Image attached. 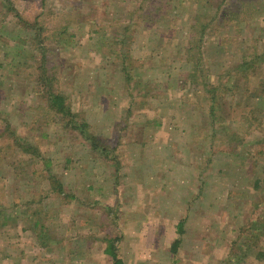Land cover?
<instances>
[{"label": "rangeland", "instance_id": "rangeland-1", "mask_svg": "<svg viewBox=\"0 0 264 264\" xmlns=\"http://www.w3.org/2000/svg\"><path fill=\"white\" fill-rule=\"evenodd\" d=\"M9 1L0 264H264V0Z\"/></svg>", "mask_w": 264, "mask_h": 264}, {"label": "trees", "instance_id": "trees-1", "mask_svg": "<svg viewBox=\"0 0 264 264\" xmlns=\"http://www.w3.org/2000/svg\"><path fill=\"white\" fill-rule=\"evenodd\" d=\"M3 6H6V8H9L10 10H13L11 6V2L9 0H1ZM17 16V15H16ZM43 75V73H42ZM48 102L52 109L55 110L56 113L60 114L62 117L67 119L68 124L72 122H76L74 119H72V116H74V113L71 112L69 106L65 103V98L63 95L58 93H50L48 96ZM85 124H80L79 126L73 124L72 127L77 128L80 132L83 131V127ZM93 147L96 149H99L100 151H104V146L102 144L98 145L97 143H94ZM30 151V150H29ZM32 154H37L36 151H33ZM54 179V178H53ZM53 182V181H52ZM53 184H57L59 188V184L54 179ZM54 185V186H55ZM61 190V189H59ZM180 223H178L179 225ZM260 229V227H259ZM106 246L104 248V252L109 255L112 259V264H123L122 259L119 257L117 249H116V239L115 238H106ZM173 248H175V245L178 243L177 241H174ZM173 250V249H172ZM259 254V253H258Z\"/></svg>", "mask_w": 264, "mask_h": 264}]
</instances>
